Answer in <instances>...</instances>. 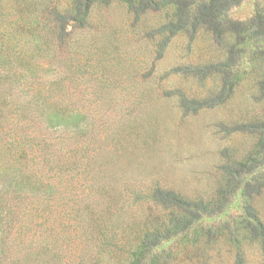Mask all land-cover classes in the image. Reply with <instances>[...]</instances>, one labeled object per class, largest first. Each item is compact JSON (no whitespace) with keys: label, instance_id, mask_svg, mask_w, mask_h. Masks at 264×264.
<instances>
[{"label":"rangeland","instance_id":"obj_1","mask_svg":"<svg viewBox=\"0 0 264 264\" xmlns=\"http://www.w3.org/2000/svg\"><path fill=\"white\" fill-rule=\"evenodd\" d=\"M72 3L0 0V264H264V0L221 39Z\"/></svg>","mask_w":264,"mask_h":264},{"label":"trees","instance_id":"obj_2","mask_svg":"<svg viewBox=\"0 0 264 264\" xmlns=\"http://www.w3.org/2000/svg\"><path fill=\"white\" fill-rule=\"evenodd\" d=\"M112 0H73L71 8L75 10L76 14L74 19L83 20L86 17L85 14L96 3L105 2L108 3ZM129 2L131 9L136 14H141L146 11L160 10L162 6H173L174 14L170 21L165 25L170 33L177 31L190 32L191 28L205 27V29L212 32L217 38H222L227 31H232V25L236 24L230 18L229 10L232 6L237 5L240 0H126ZM260 34V33H257ZM245 50H240L243 53ZM232 52V50H230ZM254 54L264 58V51H254ZM234 66L240 65L236 60L233 63ZM261 91L264 94V78L260 81ZM253 124V127L259 128V150L262 156L260 159L251 157L245 162L242 167V173L245 175H251L253 170L257 166L264 164V119ZM236 171L232 170L231 175ZM246 192H261L264 190V174L260 176H254L252 179L245 181ZM168 194L175 197V200L179 202L180 208L185 214H190L199 218L201 212H206V205L200 201L183 200L179 196L177 197L172 192ZM264 234V233H263Z\"/></svg>","mask_w":264,"mask_h":264}]
</instances>
